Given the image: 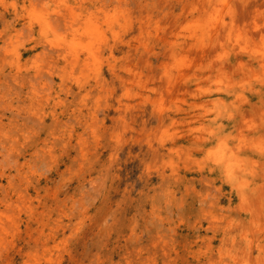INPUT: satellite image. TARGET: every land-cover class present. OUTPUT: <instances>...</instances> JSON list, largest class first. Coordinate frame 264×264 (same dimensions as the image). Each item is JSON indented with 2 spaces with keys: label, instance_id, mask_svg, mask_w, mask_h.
Returning a JSON list of instances; mask_svg holds the SVG:
<instances>
[{
  "label": "clouds",
  "instance_id": "obj_1",
  "mask_svg": "<svg viewBox=\"0 0 264 264\" xmlns=\"http://www.w3.org/2000/svg\"><path fill=\"white\" fill-rule=\"evenodd\" d=\"M0 264H264V0H0Z\"/></svg>",
  "mask_w": 264,
  "mask_h": 264
}]
</instances>
